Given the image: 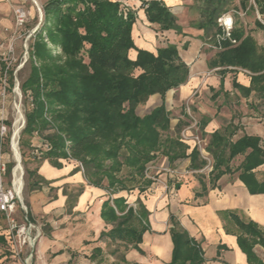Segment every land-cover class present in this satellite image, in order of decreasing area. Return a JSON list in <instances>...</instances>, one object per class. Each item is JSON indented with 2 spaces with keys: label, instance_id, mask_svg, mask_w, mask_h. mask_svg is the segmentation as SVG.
<instances>
[{
  "label": "trees",
  "instance_id": "trees-1",
  "mask_svg": "<svg viewBox=\"0 0 264 264\" xmlns=\"http://www.w3.org/2000/svg\"><path fill=\"white\" fill-rule=\"evenodd\" d=\"M238 1L235 5L236 0H197L201 19L193 25L204 29L216 43V36L222 33L218 19L234 9L237 13L260 15L255 25L264 30V0ZM144 4L149 22L160 25L163 31L183 34L177 16L164 2L151 0ZM42 9L43 26L30 47L31 73L21 86L26 100L32 99L33 105L27 111L21 145L33 146L35 158L49 160L57 168L63 166L61 160L83 163L87 182L108 191L101 217L112 228L103 232L100 240L107 242V248L120 262L128 264L125 251L142 243L150 230V212L141 198L134 208L124 197L114 196L136 189L145 193L154 183L146 176L147 166L159 151L170 163L190 157L192 168L202 169L206 165L197 147L187 154L189 147L179 137L163 141L162 133L171 129L165 105L144 117L136 113L137 107L152 96L165 97L168 91L185 84L190 67L175 44L159 48L157 53L138 48L133 38L136 14L125 12L118 0H47ZM231 37L237 44L229 39L223 41L222 49L209 66L218 69L221 90L227 74L248 72L250 86H243L235 78L233 87L245 98L254 92L259 103L253 102L249 108L264 112V46L260 47L246 31L238 16ZM55 48L60 52L54 53ZM131 50L137 51L135 60L130 57ZM208 120L206 117L199 122L202 129ZM183 125H178V131ZM237 134L238 129L232 130L231 125L211 134L207 148L215 158L212 184L229 171L231 161L239 155L245 156L242 176L253 178L252 171L264 164L262 138L244 134L234 140ZM40 140L47 141L50 149L37 157L33 151ZM26 171L33 189L49 183L38 169L27 167ZM245 183L250 187L246 178ZM259 191L264 192V187ZM170 224L174 242L170 264H204L200 244L175 218ZM241 228L244 236L251 237L241 236L240 244L253 262L256 258L252 247L264 240L262 231L254 223L241 224ZM1 244L12 252L7 236H0ZM96 252L102 249L97 248Z\"/></svg>",
  "mask_w": 264,
  "mask_h": 264
},
{
  "label": "crops",
  "instance_id": "crops-1",
  "mask_svg": "<svg viewBox=\"0 0 264 264\" xmlns=\"http://www.w3.org/2000/svg\"><path fill=\"white\" fill-rule=\"evenodd\" d=\"M126 1L132 6V9L128 10L133 11L137 17L133 26L136 46L157 53L159 48L175 44L179 48L182 59L189 65L188 81L175 90L188 95L193 86H199L202 83V78L198 75L201 71L204 72L206 69L217 71V68L209 66L217 52L211 57L207 56L210 53H202L203 46L208 39L211 40V36L206 35L204 29L193 25V23L198 24L201 19L197 0H158L164 2L177 16L178 23L183 27V34H178L174 30L163 31L160 25L149 22L144 3L151 0ZM5 6L0 4V9H5ZM193 12L198 18L190 20L188 16ZM158 38H165L168 41L166 44L159 45ZM132 52L134 57L131 55L130 57L135 60L137 51L131 50L130 54ZM233 74L231 82H227L228 74L226 75L224 90L220 88V73L218 76L209 77L206 81L205 90H210L209 96L210 99H214V102H212L213 107L206 111L207 115H203L200 122H204L206 117L209 119L203 129V133L205 131V135L209 136V141L214 132L224 129L225 125L235 124L233 116L228 119V114L234 115L238 104L244 107V102L249 108V101L252 103L251 99L257 100L254 92L250 98H245L238 89L233 87L235 78L245 87L250 86L251 78L242 79V77L238 78V74ZM218 99L219 101L215 103ZM259 137L262 138V136ZM185 144L189 147L187 154L196 148L194 141ZM240 158H242L241 161H238ZM161 159L162 167L167 168L169 164L174 168L170 167L166 173L159 171L158 183L154 182L145 193L138 194L134 200L124 194L129 193L127 191L114 196V198L124 197L129 206L136 204L137 199L141 198L150 212V230L144 234L138 248L125 251L126 262L128 264H170L174 251L170 220L175 218L202 247L204 264H264V240H258L253 245L252 251L256 258L253 262L249 260L240 244L241 236L251 239L244 236L241 224H256L264 237V192L259 191L264 187V164L252 171L253 178L242 176L245 156L239 155L231 161L229 171L212 184L211 175L208 176L209 183H207L204 179L201 181L199 174H195L198 169L191 167L190 157L177 159L173 163H170L165 155ZM212 159L214 163L213 155ZM61 163L63 166L57 168L46 160L42 162L38 171L49 182L46 184L48 188L57 192L55 199H48V195L44 197L41 194L32 195L29 199L30 216L35 223L39 224L34 216L41 215L43 212L45 216L48 215L47 221L52 228H55L53 223L55 219L51 216L54 214L60 215L62 226H65L61 234L55 235L52 232V236L48 234L40 240L39 247L37 245V257L39 256L41 261L45 258L44 264H106L107 262L125 264L112 254V249L107 248V242L100 240L101 234L112 228L101 217L103 204L109 197L108 192L86 183L84 174L77 164H66L63 160ZM166 168L163 170H167ZM222 169L225 170L224 167ZM245 178L250 182V187L245 183ZM204 186L206 188H203ZM74 187L79 192L73 203L74 196L69 191ZM42 200L47 201L43 207L38 205ZM69 203L70 206L72 205L70 209L67 208ZM3 235V233L0 234V236ZM58 237L59 240H57ZM97 248H101L102 252L95 253Z\"/></svg>",
  "mask_w": 264,
  "mask_h": 264
},
{
  "label": "rangeland",
  "instance_id": "rangeland-1",
  "mask_svg": "<svg viewBox=\"0 0 264 264\" xmlns=\"http://www.w3.org/2000/svg\"><path fill=\"white\" fill-rule=\"evenodd\" d=\"M47 0H0V4H4L5 9H0V53H1V60H0V126L2 124V121H5L10 127L11 132L9 135L8 140L10 141V138L12 137V129L14 127V124H16L18 117L23 118L25 121V126L23 130L26 127L27 124V111L30 108H33L32 105V99L26 100L23 92H22V84L24 81H26L31 73V61H30V47L32 43L35 40L36 32L39 28L43 26L44 21V13L42 6ZM120 3H123L124 7L128 9H132L131 4L126 0H120ZM239 1L236 0L235 5H238ZM23 13V22L19 21L20 14ZM230 15L236 19V17H240L241 21H243L244 27L248 33H250L255 40L258 42L260 47L264 46V30L259 29L255 25L256 19H261V17L258 14H249L245 15L244 12H238L236 10H231ZM197 14L195 12L191 13L188 18L190 20L198 18L196 16ZM138 37L140 38V35L138 34ZM166 38V37H165ZM165 38H158V44L163 45L167 43V39ZM183 39V38H181ZM153 43V41H152ZM213 40L207 41V43L203 46L202 53H210L207 56L211 57L215 54V52H218L220 50L215 49L211 47L213 45ZM183 44H181L182 46ZM60 52L59 48L54 49V53ZM131 57H134L133 52L130 54ZM86 60L87 56H86ZM218 70V69H217ZM11 72L13 73L11 75ZM218 71L216 70H208L206 69L204 72L201 71L198 75L202 78V83L199 86H193L191 89L192 91L189 92L188 95H183L179 90H171L169 91L165 97H162L161 95L157 94L150 98V100L145 103L141 104L137 107L136 113L140 117H144L148 114H150L156 107H159L163 104L166 105L167 110L169 111V116L171 118V129L168 132H163V141H166L167 139L171 137H179L180 140L183 143H193V140L184 141L182 138V133L184 130L188 129L187 134L189 136L198 135L200 136L205 142L209 143V136L205 135V131L203 133V129L201 125H198L197 128H194L192 126V123L194 122V119L197 120L198 124L201 121V118L203 115H207V112L211 107H213L214 99H210V90H205L206 87V81L211 76H218ZM234 77L233 73H229L227 75V82L232 81ZM246 79L249 76V73L246 71H240L238 73V78ZM246 77V78H245ZM13 79V84H12ZM228 85V84H227ZM229 86V85H228ZM207 91V92H206ZM222 99H220L221 102ZM246 100V99H245ZM219 99L215 102L217 103ZM252 103H259V101L251 99ZM251 102L249 101L248 105ZM243 105L236 108L235 114H228V119H230L232 116L233 120H235V124L231 123L232 130L235 127L238 129V134L235 138H238L244 134H250V135H259L262 136V145L264 147V112H256L253 109H249L244 103ZM210 105V108L208 106ZM203 110V111H202ZM205 111V112H204ZM19 114V116H18ZM244 118V119H243ZM184 123L183 128L181 131H178V125ZM226 124V123H224ZM229 125H225L224 127H227ZM234 126V127H233ZM22 132V130H21ZM20 132V136H21ZM26 139H29V137H26ZM36 138L33 139V143H36ZM32 147L33 146H23L21 145L20 141V154H21V165L23 168V191L22 196L25 204L27 205L29 211H31L30 202L29 199L32 195L41 194L44 195V197H47L48 199L56 197V191L50 190L48 188V185L44 184L42 185L41 189H33V186L31 185V181L29 179V176L27 174V167L31 170L38 169L41 167L42 162H45L46 160L37 159L32 155ZM6 152L10 151V147L7 143L5 144ZM207 152L210 154L208 148ZM162 152L159 151L157 153V158L148 164L147 170L149 168L148 174L151 177H155L157 180H153L155 183L159 182L158 178H160L159 174H157L159 171L161 172H167L170 167L173 169L174 166L168 167H162V157L164 156L161 154ZM10 154V153H9ZM212 158V155H211ZM242 158H240L241 161ZM237 161V160H236ZM66 164H77L76 160H63ZM235 163V161H234ZM235 165V164H234ZM167 170H163V169ZM162 169V170H161ZM196 175L199 174L201 177V181L206 180L207 183H209L208 176L211 175L209 170L207 169H198L195 173ZM147 175V173H146ZM85 178V176H84ZM148 178V177H147ZM211 178V177H210ZM150 179V178H149ZM86 183L87 180L85 179ZM89 184V183H88ZM90 185V184H89ZM168 188V187H167ZM107 191V190H106ZM52 192V193H51ZM78 190L74 187L69 193L74 196L72 199L73 203L75 200L76 195L78 194ZM108 192V191H107ZM125 195H128L129 198L134 200L136 196L139 193V190L136 189L134 191H131L129 193H124ZM45 199V198H43ZM52 199V200H53ZM47 201H40L38 205H41L43 207V204H45ZM72 203V204H73ZM72 207V205L67 206V208ZM68 211V209L66 210ZM22 216V214L19 212V216ZM48 216V215H47ZM45 216V214L41 215H35L36 221L39 222L37 224L39 227H41L42 236L41 239L45 235H51L52 232L55 235L61 234L62 230L65 226H62L61 223V217L59 214L51 215L54 219V227L52 228L50 224L48 223V218ZM72 217V216H71ZM31 219H33L30 216ZM75 218V217H72ZM33 221V220H32ZM35 222V221H33ZM171 225V224H170ZM7 223L6 220L0 215V234L7 235ZM40 239V240H41ZM61 239V238H60ZM39 240V242H40ZM59 240V237L57 238ZM38 242V243H39ZM38 245V244H37ZM39 247V245H38ZM38 247L36 246L35 250V256L33 258V264H44V261H41V258L38 256L36 252L38 251ZM10 248H12L10 246ZM103 258V256H100ZM98 257V258H100ZM110 259V258H108ZM0 264H21L20 261L15 259L13 252L9 251V247L4 244L3 246H0ZM106 264H111V262H107Z\"/></svg>",
  "mask_w": 264,
  "mask_h": 264
},
{
  "label": "built area",
  "instance_id": "built-area-1",
  "mask_svg": "<svg viewBox=\"0 0 264 264\" xmlns=\"http://www.w3.org/2000/svg\"><path fill=\"white\" fill-rule=\"evenodd\" d=\"M127 9L125 8V12ZM24 14L21 13L19 21L23 22ZM219 26L222 29V33L216 36V43L211 47L221 50L222 42L226 39L231 40L233 44H237L235 39H232L231 32L234 27V18L230 13L222 15L218 19ZM1 60V53H0ZM20 121L14 124L12 129V137L8 140L11 127L2 121L0 126V215L6 220L7 223V237L11 244V249L15 259L20 261L21 264H33V258L35 256L36 246L41 239L42 232L35 222L32 221L29 215V209L25 204L22 196L23 191V168L21 165V154H20V132L23 131L25 121L20 117ZM197 120L194 119L192 126L198 127ZM188 129L182 133L184 141L193 140L196 147L199 150L201 159L206 162L204 169H208L211 173L214 169L213 159L207 152V143L198 135L189 136L187 134ZM22 134V132H21ZM9 144L10 151L6 152L5 144ZM69 144V142H67ZM50 149V144L47 141L40 140L35 145L33 154L37 157H42L46 151ZM10 153V154H9ZM70 160V159H69ZM74 160V159H72ZM77 167L84 174L83 163L77 161ZM21 166L20 170L18 167ZM149 168L147 170V177L150 179L157 180L155 177H151L149 174ZM21 178L22 184L17 182V178ZM136 208V204H132ZM19 212L22 216H19Z\"/></svg>",
  "mask_w": 264,
  "mask_h": 264
},
{
  "label": "bare ground",
  "instance_id": "bare-ground-1",
  "mask_svg": "<svg viewBox=\"0 0 264 264\" xmlns=\"http://www.w3.org/2000/svg\"><path fill=\"white\" fill-rule=\"evenodd\" d=\"M18 116H19V114H18ZM20 120H21L20 117H18L17 121L19 122ZM18 122H17V123H18ZM20 167H21V166L18 167L19 170L21 169ZM17 182H19V183L22 184V181H21V178H20V177L17 178Z\"/></svg>",
  "mask_w": 264,
  "mask_h": 264
}]
</instances>
